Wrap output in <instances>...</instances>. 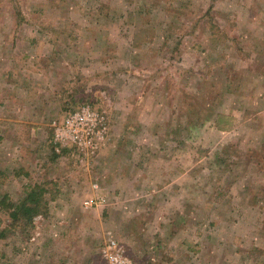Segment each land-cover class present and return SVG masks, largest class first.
<instances>
[{"label":"rangeland","instance_id":"rangeland-1","mask_svg":"<svg viewBox=\"0 0 264 264\" xmlns=\"http://www.w3.org/2000/svg\"><path fill=\"white\" fill-rule=\"evenodd\" d=\"M84 108L107 127L88 155L51 138ZM96 181L111 198L179 197L198 227L178 264H264V0H0V195L45 185L49 203L18 226L0 209V264H37L31 237L54 227L98 237L64 264H99L105 219L78 202Z\"/></svg>","mask_w":264,"mask_h":264},{"label":"crops","instance_id":"crops-1","mask_svg":"<svg viewBox=\"0 0 264 264\" xmlns=\"http://www.w3.org/2000/svg\"><path fill=\"white\" fill-rule=\"evenodd\" d=\"M174 46L178 47L176 51L180 50L178 45ZM226 72L229 74L228 71ZM143 109L150 110L151 108L150 105L147 104V107ZM185 115L187 117V115H189L188 112L187 114L185 112ZM65 119L66 116L62 117L58 122L62 124L65 122ZM149 125L151 126V123ZM155 125L157 124L154 123V126ZM149 129L150 127L148 131ZM144 136L145 135L140 133L133 134L130 140L138 139V141H140ZM51 138L52 140L55 138V133L51 134ZM149 138L151 137L149 136ZM67 153H69V150H66V154ZM146 154L149 155L150 153L147 152ZM132 172H134L136 176L142 174L139 167L137 171L135 168V171L132 170ZM140 179L139 181L137 179L133 181L132 185L135 193H139L143 190L141 186L144 180H142L141 177ZM115 181L116 184L120 185L122 182H128L129 174H116ZM96 182L98 184L97 187H94V183L90 185V192H92V194L78 202L81 206L79 208H82L84 212H82L84 214L83 217H85V214H87V217L93 216L95 218L102 215L103 219H105L106 225L104 227L102 226L101 231L98 230L97 232L100 235L99 238H102L99 245L100 252L97 254V258L100 261L99 264L107 263L103 254V248L111 241H115L122 248L123 254L132 264H173L175 262V264H178L179 261H182V253L184 254V252L188 251L187 247L184 246V239L180 241L181 236L185 237V234H187V232L185 233L183 231V226L185 228L187 225L188 228H197L198 224L197 222H189L191 217H187V215L183 213V210L175 208V205L178 207L181 204L178 196L177 198L174 197L172 202L166 200L165 196L158 198L151 197L148 200L141 198L137 200V198L135 199L130 196L127 197L122 195L120 192L111 198L108 193H104L105 187L102 188L103 185L98 183V181ZM111 187L115 188L114 184H111ZM59 199L60 198H58V200ZM113 200H115L114 203L116 206H119V208L114 209V206H112L105 211V208H107ZM55 203L58 205V202ZM129 205L134 206V208L132 213L127 215L124 210ZM163 206L168 207L171 213L165 214L162 212L160 208ZM51 213L55 212L51 211ZM36 219L40 220V217L37 216V218L35 217L33 220ZM61 220H63V218H61ZM201 220L202 218L199 219L200 222ZM101 224L103 225V223ZM46 229L45 232L40 233L38 237L34 232L30 240L31 244L37 242L35 246L39 248V253L34 259L37 260V264H41L42 262H45V264H64L70 252L76 250L73 248V243L75 245L78 242H82L83 244L80 246L83 252H85L88 245L92 247L91 243H95L98 238L94 235L88 238L83 237V239L79 241L71 239V242L68 243V241H65L68 236L64 237V233H60L61 235H59V227L58 231L55 227L53 231ZM174 239H177L175 246H173ZM62 245L65 246L63 252H61ZM173 254H177V257ZM151 260H155V262ZM184 264L187 263L184 262Z\"/></svg>","mask_w":264,"mask_h":264},{"label":"built area","instance_id":"built-area-1","mask_svg":"<svg viewBox=\"0 0 264 264\" xmlns=\"http://www.w3.org/2000/svg\"><path fill=\"white\" fill-rule=\"evenodd\" d=\"M53 127L55 144L59 148L72 145L85 155L93 154L105 140L107 133L104 117L90 108L69 115L62 124L54 122ZM103 254L106 264H132L115 241L103 248Z\"/></svg>","mask_w":264,"mask_h":264},{"label":"trees","instance_id":"trees-1","mask_svg":"<svg viewBox=\"0 0 264 264\" xmlns=\"http://www.w3.org/2000/svg\"><path fill=\"white\" fill-rule=\"evenodd\" d=\"M54 151L55 155L59 154L56 152L55 145ZM62 151L64 152L66 149H62ZM46 195L47 188L45 185H35L26 192L18 203L10 201L8 195H0V209H5L6 211L9 209L8 213L15 226L24 223L31 224L37 215L48 211L49 203Z\"/></svg>","mask_w":264,"mask_h":264}]
</instances>
